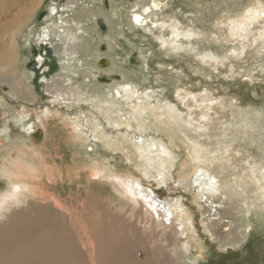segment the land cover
Instances as JSON below:
<instances>
[{
	"label": "rangeland",
	"instance_id": "rangeland-1",
	"mask_svg": "<svg viewBox=\"0 0 264 264\" xmlns=\"http://www.w3.org/2000/svg\"><path fill=\"white\" fill-rule=\"evenodd\" d=\"M18 1L19 5L22 3L25 7L33 2V0ZM170 1L168 13L189 27H194L206 34L199 32L194 38L192 37L193 39H190L195 44L193 51L189 53L185 51L183 44L188 43V39L183 37L176 38L180 46L176 50L169 48L168 44L160 45L155 37L162 32L168 33L165 28L160 30L151 25L150 31L143 28L129 29L128 14L132 9L133 0H114L118 7L114 9L111 8L109 0H104L99 5L97 2L95 4V1L89 2L87 5L89 9H96L97 6L96 10H106L108 18L105 19L102 16L105 21L107 20L105 30L99 29L101 33H104L103 39L101 40L96 33L93 34L96 35V39L91 40V47H93L90 50L91 56H87L86 61L83 62L88 64L86 62L90 61V64L87 65L89 67L99 65L102 68H107L106 70H109L110 73L118 74L123 85H130L135 92L134 101L137 98L145 100L147 104L159 108V112L164 111L167 114L168 106L166 105H174L173 112L177 111H175L174 117L168 118L164 115L163 123L156 120L151 123L160 129L159 136L165 142L170 144L168 133L171 132L175 135V144L169 145L170 150L175 153L170 168L171 178L168 181L164 178L159 182L154 177L145 178L142 172L140 176L142 179L160 183L161 186L159 187L157 184L156 188L162 198L169 195L168 197L171 199L176 197L182 199L195 220L197 232L193 237L198 240L199 244L193 240L190 252L180 250L178 236L181 234L179 232L174 234L171 226L159 225L155 221L149 220L146 215L138 213V207H133L130 202L119 197L107 182L91 179L89 177L90 169L87 166L86 149L96 157L110 158L111 165L116 166L121 172L129 170L139 173L140 170H137V160L132 153L130 154L131 160H129L126 154L120 150L108 149L99 143L96 145L90 143L88 146H84L82 142L74 140L70 123L61 116L53 117L50 122L43 121L42 125H46L48 131L44 130V132L41 129V137L36 140L31 139L38 148L40 147L38 156L42 155L44 158L34 157L35 160L38 159L36 165L41 167L40 175H37L33 180L38 189L39 198H33L34 202L29 209H22L25 205L22 203L23 201L14 205V208L18 209V213L13 215L0 229V243H3V240L16 228H23L32 235L30 236L32 241L35 242L40 237L44 244V235H39L40 231L35 229V227L41 228L39 224L42 223L41 218L44 217L50 219L54 226L62 228L60 238L62 243L65 239L71 241L72 251L67 252L72 255L74 264H122L125 263L124 256L126 261L130 258L129 253L133 255L132 259L136 260L137 258L143 264H264V189H262L264 180H260L261 182L251 181L252 178L249 179V175L252 173L248 170L251 169V164L252 167L253 165L255 167H253L255 174L264 175V169L259 167L264 168V42L253 45V47H246L245 52L240 54L233 50L232 53L228 52L230 48H234L237 40V42H233V39L227 41L222 38L220 40L207 39L212 30L218 32L219 29L214 27L215 22L224 15L225 11L229 13L239 11L252 0ZM35 2L37 3V0ZM12 5L16 6L14 0H0V51L6 50L12 44L15 32L18 30L15 27V14L24 10L22 6L20 9H14ZM42 9L43 5L42 7L37 6L36 17L32 19L31 27L35 28L36 25L42 24L37 20ZM117 10L118 16L115 17L113 11ZM116 22H118L117 25ZM185 24L184 26H186ZM254 26L255 29L261 28L264 23L260 24L259 21H255ZM227 28L225 26L224 30L228 31ZM29 30L30 27L15 35L16 39H19H17L19 48L17 50L18 59L13 68L18 70L21 79L23 77L21 72L24 66L23 61L29 55L27 51L29 47L26 48L21 41L27 37ZM109 35L111 38H104ZM166 37L171 36L168 34ZM32 42L35 44L34 41ZM195 49L198 54H208L207 58L210 55L211 57L207 59V62L202 61L196 56ZM100 55L107 58L102 61V64L97 61ZM226 55L228 57L223 58L220 63L213 61L215 57L221 59ZM77 56L83 58L84 53L80 51ZM2 65L0 61V97L6 98L5 93L10 94V85L6 75L12 66L4 65L3 62ZM101 73L103 77L107 72ZM81 78L82 75L79 73L76 79L81 80ZM91 79L93 88L100 93H106L108 89L112 92L120 85L112 86L107 82H101L102 80H94L93 75ZM179 90L182 94L185 90L191 92L188 98H192L190 99V102L194 103L192 107L185 106L187 100L182 102L177 98ZM207 93L208 99L210 95H212L210 98L214 99L210 102L211 107L205 108V110L203 106H200L202 101H200V107L197 105V99H202ZM1 99L3 98L1 97ZM46 101L45 98L40 100L41 103ZM53 105L50 104L52 107ZM175 105L177 109L174 108ZM16 106L18 107L19 104L13 105V107ZM82 106L85 110L87 109L86 105ZM82 106H78V108H82ZM61 109L69 111L67 108ZM201 110L208 114V118L210 117L207 120L202 119V121L208 123L209 127H214L211 130H203L204 133L196 131L198 126L196 123L193 125V120L190 119V117L195 118L196 112L201 117ZM207 110L210 111L207 112ZM35 111L38 113L37 109ZM147 116L146 121L150 123L149 119H153V116L151 113ZM179 116L182 118L180 119ZM175 117H177L176 120ZM187 119H190L191 122L188 121L190 124L187 123ZM55 126L59 127L61 134H55L53 130ZM36 133L35 135H37ZM202 134L204 136L200 137ZM195 135L199 136V140L205 145H209V148L226 144L233 150L230 161L224 162V159H220L211 165L214 170L220 172L223 181L236 178V184L232 187L234 189L230 192L231 200L228 201L226 207L232 216V219L229 220L233 221L227 228L224 227V223L215 227L219 235L217 239H214L210 235L211 232L202 226L203 214L195 202L194 191L181 185L184 177L194 169V164L189 158L192 150L189 149V141L195 138ZM12 136H16V131ZM0 137L2 138V136ZM90 147L94 151H91ZM30 150L29 155L33 159L34 148ZM7 151H0L1 163L6 161ZM45 161L51 167V171L44 168L46 167ZM43 162L45 163L43 164ZM246 164L249 168L246 167ZM223 165L230 166L227 168ZM255 169L257 170L255 171ZM245 181L251 182L246 184ZM254 183L255 185H253ZM7 186V180L0 176V189L3 190ZM155 217L157 218V215ZM1 220L4 219L0 217V222ZM161 221L167 225H170L171 222H174L175 225L179 224V221L172 220V218ZM66 231L67 234L64 233ZM230 232L234 234H230ZM87 241L90 244V251L87 248ZM9 245L16 248L18 243ZM30 252L39 253V250L31 249ZM7 253V250L1 252L3 256ZM17 253L21 254V252ZM9 260L11 262L12 259ZM17 260V264H27L26 259L22 256H18ZM128 261L127 264H129ZM29 263L39 264V261L33 260Z\"/></svg>",
	"mask_w": 264,
	"mask_h": 264
},
{
	"label": "bare ground",
	"instance_id": "bare-ground-1",
	"mask_svg": "<svg viewBox=\"0 0 264 264\" xmlns=\"http://www.w3.org/2000/svg\"><path fill=\"white\" fill-rule=\"evenodd\" d=\"M44 1L45 0H37L36 3L35 0H33L29 6L25 7L23 4V7L22 3L19 5V1L14 0L16 6L13 7L12 5V8L14 9H20L21 6L24 8V10H20L21 12L15 14V27L18 28L15 35L20 33L21 30L30 27V32L27 37L21 41L26 48L29 47V49L27 48L29 55L27 54V58L23 61V68L25 67V69H21V72L23 73L22 79L18 75V70L13 68L18 59L17 50L19 48V39H16L17 36L14 35L12 44L8 46L6 50L0 51L1 66H3L2 62L4 65L12 66V69L6 75L10 85V94L5 93L7 96L6 98L1 96L3 99L0 97V136H2V138L0 137V151L8 150L7 157H5L6 161L2 163L0 162V176L7 180L8 185L4 189L2 188L3 190L0 189V217L4 219L0 222V229L13 215L18 213V209L14 208L15 204L23 201L22 203L25 205H23L22 209H29L30 205L34 202L33 198H39V192L37 187H35L33 180H35L37 175H40L41 167L36 165L37 160L39 157L42 159L44 158L42 155L38 156L40 147L38 148L31 139H39L42 135L41 129L43 131H48V127L42 125L43 121L45 122V120H47L50 122L53 117L61 116L70 123L71 127H69L72 129L71 133L73 134L74 140L82 142L84 146H88L90 143L91 145L92 143H95V145L99 143L102 147L122 151L126 154L129 160H131L132 157L130 154L132 153V155H134V158L137 160V170H140L139 173H134L129 170L121 172L116 166L111 165L110 158H104L101 156L96 157L86 149L85 154L87 155L86 159L88 160L87 166H89L90 169L89 177L110 184L112 186L111 188L114 189L119 197L130 202L133 207H138V213L140 212L141 214L146 215L149 220H153L159 225L171 226L174 234H178V232L181 234L178 236V246L180 250L190 252L193 240L198 244L199 242L193 237L196 235L197 229L195 220L192 218L189 208L183 203L181 198L176 197L171 199V197H168L169 195L163 198L162 196L159 197L157 194L158 190L154 189L157 184H159V186H161V184L154 183L148 179H142L140 176L142 172L145 178L154 177L158 179L159 182L161 180L163 181L164 178H166L167 181L171 178L170 168L175 156L173 154L175 153L170 150L169 145L175 144V135L171 132L168 133L170 138L169 144L159 136V133L161 132L160 129L155 127V125H151V123L155 120L163 123L164 115L168 116V118L171 116L174 117L176 111L173 112L174 105H166L168 106L167 114L164 111L159 112V108L147 104L145 100L137 98V100L134 101L135 92L131 89L130 85H123L118 74L110 73L109 70H106L107 68H102V66L99 65L89 67L87 65L90 64V61L86 62L88 64H84L85 62L83 61H86L87 56H91L90 50L93 48L91 47V40H93L92 35L96 33L101 40L103 39L104 33H101L99 30L101 26L98 23V19L100 17H104L105 19L108 18L106 10H96L97 6L96 9H89L87 8V5H89V2L94 1L95 4L97 2L99 5L100 2H104V0H62L59 2L48 0L50 3L49 10L46 11L43 21L41 19L42 24H39V26L37 25L35 28L33 26L31 27L32 19L36 17L35 10L39 5L42 7ZM109 1L111 2L112 9L117 7L114 0ZM44 4H47L48 7V2H45ZM81 4H84L85 6ZM170 4V0H133L132 9L130 10V14H128L130 20V26L128 27L132 30L143 28L149 31L151 30V25L160 30L165 28L168 30V33L162 32L155 37L158 39L160 45L168 44L169 48L176 50L180 47L178 43L179 41L177 42L176 38L183 37L184 39H188V43L183 45L185 51L189 53L195 48V44L192 43L190 39L192 37L194 38L201 31H198L194 27H189L185 23H182L177 17L168 13L167 9ZM57 11L59 12L57 13ZM113 14L116 15L115 17L118 15L117 11H113ZM85 18V24L77 26L80 23L76 22L77 27L75 26L74 21H80L83 23ZM260 19H262L261 22L264 23V1L252 0L247 6L239 11L234 13L225 11L224 15L215 22L214 27L219 29L218 32L212 30V32H209L210 35L207 36V39L220 40L222 38L226 41L231 39H233V42L238 41L239 43L237 42L234 48L231 49L229 47L230 49L227 50L230 53H232L233 50L235 53L241 54L245 52L246 47H253V45L264 42V26L256 29L254 26L255 21H259L261 24ZM91 22L93 23L91 24ZM117 23L118 22L115 24L117 25ZM184 24L186 26H184ZM225 26L228 27V31H225L226 29L224 30ZM59 33H61L62 36L60 35L58 38L54 37ZM201 33L204 32L202 31ZM49 34H52L53 36H49ZM168 34L171 37H166ZM204 35L206 34L204 33ZM93 37L95 39V35ZM104 38L109 39L111 36L109 35ZM32 41H34L36 45L41 43L51 45L54 48L59 63L58 72L51 74L49 77L44 74L41 75L42 78L40 81L44 84L42 85V88L45 89L47 94H49V98L46 99L47 101L44 104L40 102V99H37V94L32 83V77L33 75L35 76V71H31L32 69L28 67V63L31 61V58H37L39 64L43 63L42 61H44L46 57L44 56L45 50L42 49L44 52L42 53V51L34 52L33 49L34 54H32ZM37 47L41 50L40 45ZM80 51L84 53L83 58L77 56ZM201 52L204 53L203 51ZM196 53L198 59L205 62L211 57L210 55L207 58L208 54H198L197 50ZM92 55L94 54L92 53ZM225 57L228 56L226 55L221 59L215 57L213 61L215 63H220ZM101 58L106 57L100 55L98 56L97 61ZM102 61H105V59L101 60L100 64H102ZM40 68H42V71L44 72L48 67L41 66ZM105 71L107 73H105L102 78L101 72ZM79 73L82 75L81 80L76 79ZM92 75L94 80H102L101 82H107L112 86L120 85L112 92L108 89L106 93H100L92 86ZM108 77H110V79H107ZM189 94H191L190 91L185 90L184 94H182L181 90H179L176 96L181 99L182 102L187 100L185 106L188 105L192 107L194 103L190 102V99L192 98H188L190 97L188 96ZM38 96L39 98H42L39 94ZM210 97H212V95H210ZM210 97L208 99L207 93L202 99H197V105L199 106L201 104L200 101H202V105L200 106H203V109L210 108V102L214 99ZM35 102L39 104V107H33L32 104ZM129 102L132 103L130 104ZM222 102L224 103V101ZM14 104H19V106L13 107ZM50 104H54L53 107L50 106ZM82 105H86L87 109L85 110ZM78 106H82V108H78ZM61 108H67L69 111H62ZM174 108L177 109L176 105ZM36 109L38 110V113L35 111ZM201 111V117L198 116V112H196L195 118L190 117V119L193 120V125L196 123L198 126L196 131L199 130L202 132L205 129H213L214 127L211 128L208 126V123L202 121V119L207 120L210 117L208 118V114L204 110ZM209 111L210 110H207V112ZM150 113L153 116V119H149L150 123H148L146 119L148 117L147 114ZM177 117H175V120ZM181 118L182 117H180V119ZM190 119H187V123L191 122ZM53 130L55 134L59 135L62 133L57 126H55ZM14 131H16V136H12ZM37 131L38 133H36ZM35 133L37 135H35ZM203 136V134L200 135V137ZM200 137L196 136L189 141V149H192L189 158L194 164V169L188 174V176L184 177L181 185L182 187L186 186L194 191L195 202L198 209L200 211L202 210L203 214V219L201 220L202 226L205 230L211 232L210 235L214 239H217L219 235L217 234L215 227L224 223V227L227 228L233 221L229 220L232 219V216L231 212L226 210V207L229 203L228 201L231 200L232 194L230 192L234 189L232 187L236 184V178L223 181L220 172L216 171V169L214 170L211 165H214V163L220 159H224V162L230 161V156H233V153L231 154L233 150L226 144V146L221 144L209 148V145L207 146L204 142L199 140ZM33 148L35 152L34 155H32L33 159H31L29 150H33ZM89 149L94 151L92 147ZM34 157H38V159L35 160ZM45 162L46 167L44 168H48V170L51 171V167L47 164V161ZM45 162H43V164ZM223 166L227 167L226 165ZM229 166L227 168H229ZM233 166L235 165L233 164ZM250 167L251 169L249 167L247 168H249V172L252 173V175H249V179L252 178L251 181L254 182L256 180L257 182H261L260 180H264L263 174L257 175L254 173V165L252 167L250 164ZM259 167L260 169H264L261 168V166ZM256 170L257 169H255V171ZM251 181H245V183L249 184ZM263 182L264 181H262V183ZM253 185H255V183ZM262 189H264V187ZM155 215H157V218ZM170 218L179 221V224L175 225L174 222H171L170 225H167L161 221L163 219L169 220ZM41 222L42 223L39 224L41 228L37 229L35 227V229L36 231H40L39 235H44V244L40 237L34 242L30 238L32 235L29 234L27 230L16 228L15 231L11 232V234L3 240V243H0V264H5V262H8V264H17L18 256L24 257L27 264H31L29 262H32L33 260H37V262L39 261V264H74L72 262V255L67 252L72 251L71 241L65 239L62 243V240L60 239L61 232L63 231L62 228L54 226V223L52 224L50 219H45L44 217L41 218ZM147 228H149V226H147ZM64 233L67 234L68 232L66 231ZM232 233L233 232H230V234ZM10 243H18V246L12 248L9 245ZM106 244L105 246H107ZM87 246L89 250L90 244L88 241ZM31 249H38L39 253H31ZM4 250L8 251L5 256L1 254ZM17 252H21V254H18ZM129 255V261L127 260L129 264H143L138 261L137 258L136 260L132 259L133 255L131 253H129ZM124 258L125 263L122 264H127L126 257L124 256ZM9 259H12L11 262Z\"/></svg>",
	"mask_w": 264,
	"mask_h": 264
},
{
	"label": "water",
	"instance_id": "water-1",
	"mask_svg": "<svg viewBox=\"0 0 264 264\" xmlns=\"http://www.w3.org/2000/svg\"><path fill=\"white\" fill-rule=\"evenodd\" d=\"M53 1L59 2L62 0H53ZM46 7H47V4H44L43 9L39 12V15L37 18L39 21H41V19L44 17V15L47 11ZM98 23L101 26V28L103 30H105L106 24H105L104 19L100 17L98 19ZM39 45L41 46V50H40V48L37 47ZM33 47H34V52L42 51V49L45 50V53L42 51V53H44V56H46V57H45V60L43 61L41 66L48 67L47 70H45L44 72L42 71V68H40L41 66H39V64H38L37 58H32L31 61L28 63V67L35 71L33 83L35 84L36 90H37L38 94L40 95V97L43 98L45 95L41 89V86H42V82L40 81L41 75L44 74L45 76L49 77L51 74H54L59 69V63H58V58L54 52V48L51 45L41 43L38 45L33 44ZM113 76H116V75H113ZM107 79H110V77H108Z\"/></svg>",
	"mask_w": 264,
	"mask_h": 264
},
{
	"label": "flooded vegetation",
	"instance_id": "flooded-vegetation-1",
	"mask_svg": "<svg viewBox=\"0 0 264 264\" xmlns=\"http://www.w3.org/2000/svg\"><path fill=\"white\" fill-rule=\"evenodd\" d=\"M47 2H48L47 10H49V5H50V3H49V1H47ZM44 3H45V2H44ZM56 4H58V3H56ZM56 4H55V5H56ZM42 5H43V4H42ZM58 12H59V11H57V13H58ZM117 13H118V10H117ZM45 15H46V14H45ZM45 15H44V16H45ZM117 16H118V15H117ZM87 17H88V16H87ZM87 17H86V18H87ZM86 18L83 20V23L80 22V21H74L75 26L77 25L76 22H79V23H80V24H78L77 26H82V24H85L84 22H85ZM89 18H90V17H89ZM43 19H44V17L42 18V21H43ZM91 20H92V19H91ZM42 21H41V22H42ZM92 23H93V22H91V24H92ZM89 25H90V24H89ZM36 26H37V25H36ZM77 26H76V27H77ZM98 26H99V25H98ZM99 28H100V26H99ZM100 29H101V28H100ZM60 35L62 36V34L59 33L57 36H54V37H57V38H58V36H60ZM49 36H53V35H52V34H51V35L49 34ZM93 36H94V35H92V38L94 39ZM61 39H62V37H61ZM61 39H59V40H61ZM95 39H96V35H95ZM25 43H26V41H25ZM33 49H34V47H33V43H32V45H31V53H32V54H34V53H33ZM31 57H32V56H31ZM31 59H32V58H31ZM103 59H105V58H101L100 60H103ZM100 60H98V62H100ZM42 62H43V61H42ZM23 64H24V62H23ZM38 64H39V63H38ZM41 64H42V63H41ZM41 64H39V66H40ZM30 70H31V69H30ZM31 71H33V70H31ZM58 71H59V69H58ZM58 71H56V72H58ZM33 72H34V71H33ZM34 74H35V72H34ZM42 75H43V74H42ZM50 76H51V75H50ZM33 78H34V75H33V77H32V83H33ZM41 78H42V76H41ZM41 78H40V79H41ZM99 78H101V77H99ZM42 85H44V84H42ZM33 86H34V90L36 91L37 99H38V100H39V99L42 100L43 98H45V100H46L47 98H49V94H47V93L45 92V89H43L42 86H41V89H42V92H44V95H45V96H44L43 98H39V96H38V92H37V90H36V87H35V84H34V83H33ZM35 103H36V102H35ZM35 103L32 104L33 107H34V106H35L34 108L39 107V104H38V103L35 104ZM43 104H44V103H43ZM37 105H38V106H37ZM9 118H10V117H9ZM159 187H160V186H159ZM154 190H157V188L155 187ZM157 194H158V193H157ZM158 196L160 197L159 194H158Z\"/></svg>",
	"mask_w": 264,
	"mask_h": 264
}]
</instances>
